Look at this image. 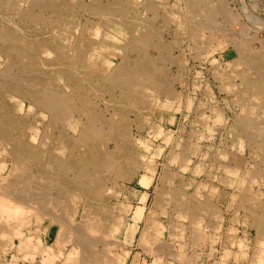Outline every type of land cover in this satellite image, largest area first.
<instances>
[{"label": "rangeland", "instance_id": "rangeland-1", "mask_svg": "<svg viewBox=\"0 0 264 264\" xmlns=\"http://www.w3.org/2000/svg\"><path fill=\"white\" fill-rule=\"evenodd\" d=\"M19 1L0 0V24L10 31L13 29L11 32L14 36L22 37L29 43L28 48L33 50L38 65L35 70L25 73L16 58L7 60L0 50V69L6 68L9 62L16 61L15 76L28 83L34 82L36 85L46 87L47 82L53 80V83L58 82V85L52 83L51 85L62 92L68 90V92L76 91L79 95L83 94L90 99L91 112H95L98 105L100 106L95 112L100 117L97 118L100 122H92L88 114L86 115L84 112L86 109L83 108L88 104L82 108L83 104L77 103L78 111H75L72 118L56 125L51 114L36 104L31 96V90L24 87L19 92H15L14 83L9 85L0 83L2 105H0V116H5L6 122L14 121L19 125L17 128L19 132L15 130L16 133L13 134L15 138L22 136V130L30 129V134L37 137L34 145L44 149L41 151H46L44 159H47L50 153L67 159L77 139L75 137L79 136L82 129L89 132L92 129H104H102L104 138L102 143L107 146L106 148L110 147L108 149L110 153L116 152L112 155L120 166L111 172L112 175L106 173L110 193L105 203L99 207V212L104 209L102 215L107 211L110 213L105 215L107 218L94 220V224L102 227V233L107 232L111 241L117 244L114 252L119 258L117 257V262L114 264H249L253 254L259 249L264 250L263 245H256L264 236L258 229V223L264 224V172L261 171L264 168H262V160L260 161L261 156L264 155L260 147H264V79H261V75L252 74L251 83L244 80L246 66L243 61L246 60L247 55L243 54L242 48L246 47L253 58L255 57L254 59L264 60V0H48L50 2L48 6L55 5V9L59 10L63 17L56 23L59 18L54 10L52 11L53 7L44 8V13L37 7V12L41 10L44 16L47 18L50 16L51 18L48 19L54 21L47 24L39 23L37 25L39 30L37 26L21 21V17L17 14L18 10L17 12L13 10L11 4L15 6L19 4L25 9L31 7L33 0ZM149 1L154 5L153 10L146 7ZM194 1L202 8L203 14L196 13L192 7ZM126 7V23H122L119 18ZM204 7H210L212 11L209 8L203 9ZM208 9L210 12H207ZM67 17L69 19H66ZM9 23H12V26ZM85 29L89 31L88 34L84 32ZM142 29L148 30L151 35L150 40L140 45L144 49L143 52L146 51V55L154 62L153 69L156 78L162 83L161 89L139 83L126 87V85L113 84L109 79L118 67V63L130 62L134 68L133 66L140 59V53L128 52L129 50L125 49H128L131 42L137 41V35ZM67 30L68 33L71 32L68 34ZM102 41L107 43L104 44ZM35 43L39 49L35 48ZM68 45L69 47L77 45L82 52V58L79 59L80 62L78 60L79 64L77 63L79 66L75 68L80 84L66 75L69 65L64 57L67 55L65 52H68L66 48ZM64 50L66 51L63 52ZM141 98L145 99L142 101ZM246 103H250V106L246 111L248 117L244 118L241 115L244 113L243 106ZM3 107L5 110H2ZM114 113H118L119 116L118 114L114 116ZM109 116L112 117V122ZM71 120L77 121V128L71 126ZM33 123L36 124L32 125ZM112 125L115 131L112 130ZM129 139L130 141H126ZM79 148L82 154L88 153L89 147ZM6 152L7 147L0 140V164L3 161L5 166L10 168L12 159ZM183 160H186L187 165L185 172L181 168ZM170 176L171 184L168 182ZM163 183H167L166 189L176 188L179 193L183 191L186 195L196 192V189L199 190L208 202L217 206L220 213L217 216L208 215L201 219L200 230L194 229L192 219H179L178 215L173 213L172 217L176 216L173 217L174 226H182L180 232H175V235L179 236L183 231V236L176 239L169 230H166L163 237L164 241H168L169 246L159 252L156 250L158 245L152 246L154 249L150 248L152 251H148L144 248L141 237L152 212L159 213L156 201L158 190ZM82 215L79 213L76 216V223L82 222ZM257 215L261 218L260 221ZM168 218L166 222L172 226V218ZM53 224L55 235L58 232L59 245L52 246L53 250L59 254L66 246L65 252L70 253L76 247L75 233L63 230L64 234L62 229H59V225ZM113 226H117L120 233L116 235L112 230ZM107 229L109 231H106ZM178 253L183 256H179ZM14 255L12 252L5 254L0 249V264L17 262L22 264L21 259ZM37 260L39 262L40 259Z\"/></svg>", "mask_w": 264, "mask_h": 264}, {"label": "bare ground", "instance_id": "bare-ground-1", "mask_svg": "<svg viewBox=\"0 0 264 264\" xmlns=\"http://www.w3.org/2000/svg\"><path fill=\"white\" fill-rule=\"evenodd\" d=\"M8 3H6V4H8ZM49 3L50 2L48 0H33V2H32L33 7L31 5V7H29V8L26 7L25 9H23L21 6H19V4H16L17 6H15L13 3H11V4H12V9L13 10H15V11L18 10L17 14H19V16L21 17L20 18L21 21H23L24 23H27V24L35 25V27H36L39 23H46L47 24V23L54 22L53 20L48 19L50 16L48 18H47V16H44V14H43L44 13V10H43L44 8L47 9V8L53 7L52 11L54 10L53 12L59 18V20L56 21V23L60 22V20L62 19V17H63L62 13L59 10L55 9V5L54 6L53 5L48 6ZM133 3H134V1H133ZM37 7L39 9H41L43 13L41 12V10H39L37 12V10H36ZM146 7L148 9H150V10L154 9V5L152 4L151 1H149L146 4ZM192 7L196 10L197 14H203L204 13L202 8H200L198 6L196 1H194L192 3ZM207 8L210 9V7H207ZM207 8L204 7L203 9H207ZM19 9H21V10L19 11ZM97 9H98V7H97ZM209 9L207 10V12H210V10L212 8L210 10ZM93 12H94V10H93ZM11 13H13V12H11ZM111 13L113 14V12H111ZM121 13H123V14L121 15V18H119V19H121L120 21L122 23H126L125 22L126 21L125 18H126V14H127V7L124 8ZM123 15H125V16H123ZM112 17L114 18L115 16H112ZM66 19H69V18L67 17ZM72 19H74V18H72ZM116 19L118 20V17ZM67 23H69V22H67ZM108 23H111V22H108ZM9 24H11V26H12V23H9ZM106 25H108V24L106 23ZM85 27H87V26H85ZM17 28H18V26H17ZM37 28H38V26H37ZM38 30H39V28H38ZM43 30H45V29H43ZM68 30H67V33H68ZM76 30H77V28H76ZM78 30H79V28H78ZM109 30L111 31V29H109ZM11 31L8 30L7 28H4L0 24V50L3 51V54H4L3 57H5L7 60L9 59L10 61H11V59L16 58L19 61L18 64H20V66L22 67L23 72H25V73H28L31 70H35L37 68L38 64L36 65L37 61L35 62V57H34V54H33V50H30L28 48V46H29L28 44L29 43H27V41L25 39H23L22 37L20 38V37L14 36ZM85 31H86V29L84 30V32ZM86 32L88 34L89 31L87 30ZM58 34H59V32H58ZM126 36H128V35H126ZM59 37H61V36H59ZM80 37L82 38V36H80ZM150 37H151V35L148 32V30L142 29L141 32L137 35V41H135V43L131 42V44H130V43L127 42L128 44H130V46L128 47V49H125V50H129L128 52L134 51L136 53H140L141 57L135 63V65L133 66L134 68H132L130 62L129 63L128 62L118 63L119 64L118 67L113 71V73L109 77V79L112 81L113 84L126 85V87H127L128 85L132 86L135 83L136 84L139 83L140 85H148V84H150L153 87H156L158 89L162 88V83L159 82V79L156 78V76H155V72H154V69H153V68H155V67H153L154 66V62L152 61L151 58H149L146 55V51H145V53L143 52L144 49L141 47L142 45H140V43L150 40ZM55 38H57V37H55ZM42 41H45V40H42ZM47 42H49V41H47ZM78 42H79V40H78ZM102 42H104V44L107 43L106 41H102ZM33 43H34V41H33ZM41 44L43 45V43H41ZM52 44H54V43H52ZM101 44H103V43H101ZM108 44L110 45V43H108ZM35 46H36V43H35ZM35 48L39 49V47H37V46ZM43 48H44V46H43ZM43 48H42V50H43ZM56 48H58V47H56ZM66 48H68L67 49L68 52H65L66 50L63 51L65 53H67V55L64 57V59H65V61H67L68 65H69V68L66 69V70H68L66 75L71 76L70 79H73L74 81H76L77 83L80 84V80H78L77 77H76L77 74L75 72V70H76L75 68L77 66H79V65H77V63H78V60L82 58L81 57L82 56V52H80L81 50L79 49V46H77V45H72L70 47L68 45V47H66ZM242 49H243V52H244L243 54L247 55L246 60L243 61V64L246 66V69H245L246 71H244V75H245V79L244 80H246L249 83H251L252 74L261 75L262 76L261 79H264V60L263 59H254L255 57L253 58V55L251 53H249V51H248V49L246 47H243ZM87 50L90 51L88 48H87ZM119 50H122V49H119ZM34 51H36V50H34ZM38 52H40V50ZM59 52H57V53H59ZM116 53L117 52H115V55H116ZM119 53H118V56H120ZM136 53L134 54L135 57L137 56ZM35 54H38V53H35ZM122 54H123V52H122ZM92 56L94 57V55H92ZM123 56H124V54H123ZM85 59L87 60V58H85ZM90 59H93V58H90ZM47 61H49V60L47 59ZM38 62H40V61H38ZM79 62H80V60H79ZM83 62H84V60H83ZM14 63L9 62V64H7V66H6V68L0 69V83H2L3 85L4 84L9 85V83H12V84L14 83V85H15L14 91L15 92H19V90L24 88V87L29 88L31 90V96H33L36 104L38 106L44 108L45 109L44 111H47V113L51 114V116H52V118L54 120V123L56 125H59V124L64 123V122H67V121H69L68 119L72 118V115L75 113V111H78L77 103L79 105H81L80 103H82L83 104L82 108L85 105L88 104L87 106H85L86 108L85 107L83 108V109H86L84 112L86 113V115L88 114L87 116H89V118H90V120L92 122H96V121L100 122L99 120H97V118H100V117H98L95 114L97 109H99L98 107H100V106L98 105V107H97L95 112H91L92 106L89 107L90 99L88 97L83 96V94L79 95V93H77L76 91H71V90H69L71 92H68V90H66V92H62L60 89L56 88L55 86H52V85L58 83V82L57 83H53V80H51L50 82H47L46 87L36 85L34 82L28 83L27 81H25L23 79H20V78L15 76V74H14L15 69L14 68L17 65L14 64ZM90 65H95V64H90ZM61 66H63V65H61ZM88 67H90V66H88ZM84 70H85V68H84ZM98 70L99 69H97V71ZM86 71L87 70H85V72ZM90 72H91V70H90ZM99 72L100 71H98V73ZM50 73H53V72L51 71ZM60 73H62V72H60ZM60 73H58V74H60ZM87 75H88V73H87ZM60 79H63V78H60ZM70 79H68V81H70ZM96 81H97V79H96ZM51 83H52V85H51ZM258 83H260V82H258ZM60 84H61V82H60ZM95 84H94V86H95ZM74 85H76V84H74ZM108 85H110V84H108ZM65 87H67V86H65ZM148 87H149V85H148ZM255 87L256 86L254 85V88ZM135 88L136 87L134 86L133 89H135ZM254 88H253V90H254ZM137 89H139V88H137ZM73 90H74V88H73ZM131 92H133V91H131ZM245 92H247V91H245ZM166 93H167V91H166ZM247 97L249 98V96H247ZM92 98H91V100H92ZM98 98H100V97H98ZM114 99H115V97H114ZM141 99L143 101V99H145V98H141ZM11 103L12 102H10V104ZM95 104H96V102H95ZM104 105H105V103H104ZM12 106H14V105H12ZM128 106H129V104H128ZM134 106H136V105H134ZM134 106H132V107L134 108ZM249 106H250V103L249 104L246 103L243 106V108L244 107L245 108L243 109L244 113L241 115L242 117H244V118L248 117L246 111H247V108ZM106 107L107 106H105V108ZM89 108H91V109H89ZM102 108H104V107H102ZM25 109H26V107H25ZM2 110H5L4 107H3ZM115 111H117V110H115ZM125 112H127V111H125ZM251 112H252V110H251ZM14 114H15V112H14ZM114 114H115L114 116H117L118 113L117 114L114 113ZM22 115L23 114H21V116ZM48 115H47V118H48ZM16 116H18V115H16ZM44 116H46V115H44ZM103 116H105V114ZM107 116H108V114H107ZM118 116H119V114H118ZM6 117L9 119V117L7 115H6ZM203 117H201V118H203ZM4 118H5V116H0V140L7 147L8 155L12 159V165L9 168V166H7V165L5 166V164L1 160L2 161L1 162L2 164H0V249H1V251H3V253H5V254L6 253L8 254V252L14 253L16 255V257H19L21 259V263L22 264H26V263H28V264H59L60 262H61V264H114L115 262H117V257L118 256L114 252V249H115V247H117L116 246L117 244L111 241V239H110L109 235L107 234V232H104L105 234L102 233V231H101L102 227H100L99 225H95L94 224L95 223L94 220H96L97 218L98 219H100V218L103 219L106 214L110 213V211H107L106 213L104 212L103 213L104 216H103L101 214V212H102V210L104 211V209H102V208H101L102 210L99 212V209H100L99 207L102 204L105 203L106 198L108 197V194L110 193V187L108 186V179L106 177V173L107 174L110 173L112 175L111 172H114L115 168L120 166L119 162L117 163V160L114 158V155H112L113 152H115V151L110 153L108 151V149L110 148L109 145H108L109 148H106L107 146L105 147L104 143H102V140L104 139L102 137V132H103L104 129L103 128H102L103 130L102 129L101 130L92 129L90 132L89 131H85V130L82 129L80 131V133L78 132L79 136L75 137L77 139H75V141H74V143H73V145H72V147L70 149V152L68 151L69 155H68L67 159H63L62 157H58V156L52 155V153L48 154V158L47 159H44V156H45L44 153L46 151L43 152V151H41L43 148L40 149V147L38 148V147H36L34 145V141H36L37 137H35V136L30 134L31 130L29 129L30 130L29 131L28 128L25 129L26 131L22 130V132L20 131L22 133V136L19 135V138H18V136L15 138L13 136V134L16 133V131H18L17 128H18L19 125L15 124L14 121H12L11 123L6 122V119L4 120ZM109 118H110V120L112 122V119H111L112 117L109 116ZM218 118H220V117H218ZM42 119H44V118H42ZM84 119H85V117H84ZM39 120H40V118H39ZM106 120H108V119H106ZM21 121H22V119H21ZM24 121H25V119H24ZM35 122H36V119H35ZM103 122H105V121H103ZM105 123H108V122L106 121ZM34 124H36V123H33L32 125H34ZM100 124H102V122ZM116 124H119V123H116ZM128 124H129V122H128ZM123 125H126V124H123ZM21 126H23V125H21ZM26 126H25V128H26ZM71 126L74 127V128H77L78 127L77 121L76 120L72 121ZM39 127H41V124H40ZM62 127H64V126L62 125ZM128 127H129V125H128ZM113 128L114 127L112 125V130H113ZM123 128H124V126H123ZM37 129H39V128H37ZM61 130H62V128H61ZM67 130H69V129H67ZM57 131H59V130H57ZM65 131H66V129H65ZM113 131H115V130H113ZM71 133H73V132H71ZM29 134L31 136H29ZM73 135H74V133H73ZM129 136H131V135H129ZM66 140L67 139H65V141ZM48 141H49V139H48ZM126 141H130V139L126 140ZM41 143H40V146H42ZM80 146L89 147L88 148V153L87 154L85 153V155L82 154L80 152V148H79ZM63 147H65V145ZM126 147H128V146H126ZM260 147H261V150L264 152V147H262V146H260ZM130 148H131V146H130ZM111 149H112V147H111ZM66 150H68V149H66ZM124 150H127V149H124ZM118 152L121 153L120 150ZM122 152H123V149H122ZM124 154H126V153H124ZM129 158H130V156H129ZM260 161L262 162V168H264V155L261 156ZM182 162H183V164H181V168L183 170L185 168L187 169V167H186L187 165L185 164L186 160H183ZM189 162H191V161H189ZM187 164H189V163L187 162ZM36 167H37V170H35ZM255 167H257V166H255ZM259 169H260V167H259ZM169 170H170V168H169ZM261 171H262V173L264 172V170H261ZM183 172H185V170ZM178 175L179 174L177 173V176ZM115 176H117V175H115ZM263 176H264V173H263ZM180 178H181V176H180ZM112 180L114 181V179H112ZM168 180H169L168 182L171 184L172 183L171 176L168 178ZM115 184L116 183H114V185ZM166 184L167 183H163V186L161 187V189L158 190V195H157V201L156 202H157V206H158L157 208H158L159 213H157L154 210L155 213L152 212V215L150 216V219L146 223L147 224L146 228L145 229L143 228L144 231L142 233L141 241H142V244L145 246L144 248H147L148 251L149 250L152 251L151 250L153 248L152 246H157L158 245V248L156 249L158 252L162 251L165 247L169 246L168 245V241L167 240L164 241L165 238L163 237L164 232L166 230H169L172 233V237L174 236V237H176V239L181 238L183 236V231H182V233L179 236L175 235V232H180L179 229H181L182 226L181 225H177V226L175 225L174 226L175 218H173V217H176V216L172 217L173 213L177 214L178 215L177 217H179V219L180 218L181 219H184V218L185 219H187V218L188 219H192L193 220V224H194L193 226H194L195 230L202 229L200 224L202 223L201 221L204 219V217H206L208 215L217 216L220 213V211L218 210L217 206L214 203H212V202H208L206 200V198H204V196H202L200 194L199 190L196 189V192H193L190 195H186V193H184L183 191L179 193L178 189H176V188L175 189H173V188L166 189V187H168V185L166 186ZM207 205H208V207H207ZM112 212H113V210H112ZM171 212H172V214H171ZM79 213L83 214L81 216L82 222L81 223H76L75 218H76L77 215H79ZM153 214H154V216H153ZM191 216H194V217H191ZM112 217L114 218L115 216H112ZM168 217L172 218V221H173L172 222L173 223L172 226L173 227L170 226V224H168L166 222V219ZM105 218H107V217H105ZM257 218H258V215H257ZM259 219H261V218H258V220ZM113 220H115V219H113ZM53 223H55L56 225H59L60 226L59 229H62V231L64 230V231H67L68 233H71V232L75 233V238L76 239L74 241V244L76 245V247H74L73 250L70 251V253H66L65 252V250H66L65 247L66 246L63 248V251L60 250L61 253H59V254H56L55 251L53 250L54 248H52V246H55V245L59 246L58 245V232H57V235H55L56 233H54L55 231H54V227H53L54 224ZM122 226H120V227H122ZM256 229H257V226H256ZM258 229H259V232L262 233V235H264V224H259L258 223ZM112 230H114V233L116 235H117V233H120V230L117 229V226H113ZM64 231H63V233H64ZM106 231H109V229H107ZM69 239H67L68 242H69ZM262 239L263 240H259L258 244L256 243V245H263L264 246V242H263L264 241V236L262 237ZM70 240H72V239H70ZM66 244H67V241H66ZM158 252H156V254H158ZM180 253H178L179 256H183V254H180ZM178 254H176V255H178ZM169 256H171V255H169ZM38 258L40 259L39 262L37 260ZM250 258L251 259L249 261L250 262L249 264H264V250L259 249V251H257L255 254H253ZM159 261H160V259H159ZM157 262H158V260H157ZM15 264H19V262L15 263Z\"/></svg>", "mask_w": 264, "mask_h": 264}]
</instances>
